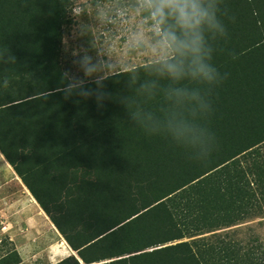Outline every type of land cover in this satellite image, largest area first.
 <instances>
[{"label":"trees","instance_id":"16d2710c","mask_svg":"<svg viewBox=\"0 0 264 264\" xmlns=\"http://www.w3.org/2000/svg\"><path fill=\"white\" fill-rule=\"evenodd\" d=\"M214 3L216 82L154 62L73 83L68 0H0V151L79 256L55 264H264L239 228L264 214V0Z\"/></svg>","mask_w":264,"mask_h":264},{"label":"rangeland","instance_id":"374dc122","mask_svg":"<svg viewBox=\"0 0 264 264\" xmlns=\"http://www.w3.org/2000/svg\"><path fill=\"white\" fill-rule=\"evenodd\" d=\"M68 3L60 66L73 83L157 61L147 43L138 44L133 39L139 31L151 38L147 13L136 10V0H68ZM85 58L95 66L91 74H86ZM8 167L0 163V209L6 211L2 210L0 217V254L13 246L20 247L23 260L19 264H55L73 254L68 243L61 245L65 238L50 218L42 217L31 205L23 181L20 182L23 190L19 189L20 180L15 181V174L9 175ZM239 226L240 237L253 233L264 242V214Z\"/></svg>","mask_w":264,"mask_h":264},{"label":"clouds","instance_id":"9594fccd","mask_svg":"<svg viewBox=\"0 0 264 264\" xmlns=\"http://www.w3.org/2000/svg\"><path fill=\"white\" fill-rule=\"evenodd\" d=\"M135 7L138 12L147 13L151 38L139 31L133 39L138 44H148L157 57L156 71L160 75L173 81L185 78L217 81L219 73L207 62L211 49L206 44L205 32L222 36L227 33L217 18L214 0H136ZM84 64L86 74L96 70L88 58ZM171 91L176 96L199 100L197 93L185 88Z\"/></svg>","mask_w":264,"mask_h":264},{"label":"crops","instance_id":"0c3cea01","mask_svg":"<svg viewBox=\"0 0 264 264\" xmlns=\"http://www.w3.org/2000/svg\"><path fill=\"white\" fill-rule=\"evenodd\" d=\"M0 163H4V165L5 166H9L8 167V170H10V174L9 175H11L12 177H14V175L13 174H15V181H17V180H20L19 182L17 181V185H18V187H19V189L20 190H23V187H22V185H21V183L20 182H22V180H21V178L17 175V173L15 172V170H14V168L12 167V165L6 160V158L4 157V155L1 153V151H0ZM13 172V173H12ZM17 178V179H16ZM23 183V182H22ZM24 185V184H23ZM25 186V185H24ZM26 187V186H25ZM26 192H27V198H28V200L30 201V203H31V205H33L34 207H35V209H36V211H40V213H41V215H42V217H44L45 219H49L48 217V215L46 214V212L43 210V208L40 206V204L37 202V200L35 199V197L32 195V193L30 192V190L26 187ZM4 211V213H6V211H5V209H0V217H1V214H3V213H1V211ZM52 223V225H54V223L53 222H51ZM55 226V225H54ZM55 228H56V226H55ZM56 234V233H55ZM57 236V235H56ZM12 238H14V237H12ZM15 239H11V241H14ZM16 242V241H15ZM17 248V247H16ZM18 248H20V247H18ZM17 248V249H18ZM18 251L20 252V249H18Z\"/></svg>","mask_w":264,"mask_h":264},{"label":"bare ground","instance_id":"6f19581e","mask_svg":"<svg viewBox=\"0 0 264 264\" xmlns=\"http://www.w3.org/2000/svg\"><path fill=\"white\" fill-rule=\"evenodd\" d=\"M61 245H62V246H66V245H67V242H66L65 239L61 240Z\"/></svg>","mask_w":264,"mask_h":264},{"label":"water","instance_id":"95a60500","mask_svg":"<svg viewBox=\"0 0 264 264\" xmlns=\"http://www.w3.org/2000/svg\"><path fill=\"white\" fill-rule=\"evenodd\" d=\"M73 253L77 255V253L75 251ZM77 257H79V256L77 255Z\"/></svg>","mask_w":264,"mask_h":264}]
</instances>
